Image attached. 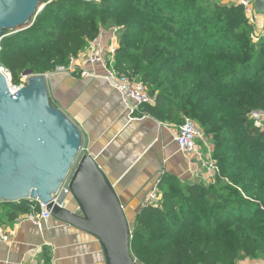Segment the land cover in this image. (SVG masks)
Segmentation results:
<instances>
[{
    "label": "trees",
    "instance_id": "trees-1",
    "mask_svg": "<svg viewBox=\"0 0 264 264\" xmlns=\"http://www.w3.org/2000/svg\"><path fill=\"white\" fill-rule=\"evenodd\" d=\"M41 6L0 40V65L14 84L28 69L43 74L68 65L99 35V23L114 21L124 25L115 66L147 84L155 98L142 112L178 126L191 117L213 144L217 171L210 183L165 174L160 199L138 213L131 240L137 259L264 260V128L251 118L264 112V41H253L244 6L222 0H42ZM0 208L12 223L38 210V202L4 201Z\"/></svg>",
    "mask_w": 264,
    "mask_h": 264
},
{
    "label": "crops",
    "instance_id": "crops-1",
    "mask_svg": "<svg viewBox=\"0 0 264 264\" xmlns=\"http://www.w3.org/2000/svg\"><path fill=\"white\" fill-rule=\"evenodd\" d=\"M240 1L222 0L229 5ZM256 2L252 1L257 15L252 33H259L264 40V12L256 10ZM115 35L107 32L100 40L102 47L113 44ZM116 37L120 48V33ZM80 64L99 76L50 75V98L82 129L83 150L94 157L111 182L130 224L136 221L149 194L155 188L162 192L160 183L165 174L182 182L208 184L213 180L197 156H187L179 149L175 123L161 122L144 112L132 119L122 95L103 77L101 65L83 64L81 59ZM199 144L202 146L201 141ZM202 151L208 160L211 150L202 146ZM65 202L70 209L77 207L71 196ZM26 214L10 223L0 208V226L4 229V234L0 233V264H107L95 235L54 217L41 231ZM243 264H264V260L247 258Z\"/></svg>",
    "mask_w": 264,
    "mask_h": 264
},
{
    "label": "water",
    "instance_id": "water-1",
    "mask_svg": "<svg viewBox=\"0 0 264 264\" xmlns=\"http://www.w3.org/2000/svg\"><path fill=\"white\" fill-rule=\"evenodd\" d=\"M41 1L0 0V40L42 11ZM255 7L264 12V0ZM23 75L26 85L12 94L0 69V203H47L52 217L99 239L107 264H139L124 207L94 157L83 150L82 129L54 105L45 74L28 69ZM67 179L75 209L53 201Z\"/></svg>",
    "mask_w": 264,
    "mask_h": 264
},
{
    "label": "built area",
    "instance_id": "built-area-1",
    "mask_svg": "<svg viewBox=\"0 0 264 264\" xmlns=\"http://www.w3.org/2000/svg\"><path fill=\"white\" fill-rule=\"evenodd\" d=\"M252 1L253 0H241L240 4L244 6L246 13L249 15V23L251 27L254 28L257 25V15L253 10ZM117 30L118 29L114 28V30L111 31V34L113 33L115 35ZM106 34V32H101L99 38H97L95 41H89V45L84 50H82V52H80L77 57H72L68 65H58L52 72L45 73V75L49 77L53 74L74 75L79 73L82 77L99 76L94 71H89L82 68L80 59L82 60L83 64H100L103 69V77L108 80L111 86L122 95L124 102L129 109L130 117L134 119L139 115H143V112L141 110L142 105L153 104L155 102V98L150 93L147 84H145L130 72H120L119 69L115 66L116 54L119 48V39L115 35L113 44L109 45V47L105 49L102 47L100 40ZM252 38L255 43H259L261 41V36L259 35V33L257 34L256 32H253ZM0 69L7 76L12 94H15L20 88L26 85L27 80L25 79L21 81L20 84L13 85L11 82L12 77L10 71L6 68ZM25 78L27 79V77ZM258 112H261V114H259ZM254 113L259 114V116L255 118L256 123L264 128V112L255 111L253 112V114ZM175 141L179 149L185 155L197 156L201 161L203 168L209 171L211 177H214L217 171V165L211 153L213 148L210 144L208 136L200 125H198L190 117H185L184 122L179 126L177 125ZM200 141L202 142L203 147L208 148V150L212 149L209 154L208 160H205L202 146L199 144ZM69 181L70 180L67 179L62 184L59 192L53 197V201L63 207L67 206L65 202L66 198L69 196L72 197V193L69 188ZM160 196L161 192L158 188H155L149 194L145 206L155 200H159ZM36 201L38 202V210L27 213L26 218L36 224L41 231H44L49 220L52 218V214L47 208V203H44L40 200ZM0 233L4 234V229L1 226ZM4 238L7 240L8 236L5 235Z\"/></svg>",
    "mask_w": 264,
    "mask_h": 264
},
{
    "label": "rangeland",
    "instance_id": "rangeland-1",
    "mask_svg": "<svg viewBox=\"0 0 264 264\" xmlns=\"http://www.w3.org/2000/svg\"><path fill=\"white\" fill-rule=\"evenodd\" d=\"M100 1V0H99ZM123 27H124V25H119L118 23H114V21H110V23H107V24H105V23H99V35H100V33L101 32H111L112 30H114V28H116V29H118L117 30V32L115 33L116 35H117V33H118V35H119V33L121 32V30L123 29ZM22 30V29H21ZM13 32H16V31H13ZM12 32V33H13ZM99 35L95 38V39H97L98 37H99ZM95 39H93V40H95ZM93 40H87V44H86V46H85V48L89 45V41H93ZM264 40H261L259 43H262ZM258 44V43H257ZM121 46V45H120ZM84 48V49H85ZM72 58V57H71ZM71 60V59H70ZM57 65H59V64H57ZM56 65V66H57ZM0 68H5V67H3V66H1L0 65ZM50 72H52V71H50ZM11 73V72H10ZM48 73V72H47ZM43 74H45V73H43ZM22 77H21V81H23L24 79L25 80H27L28 81V77H27V79L25 78V76L22 74L21 75ZM11 77H12V75H11ZM12 79V84L14 85V83H13V77L11 78ZM259 116V114H256V113H252V115H251V118H253L255 121H256V117H258ZM191 118V117H190ZM192 120H194L198 125H200L199 124V122L198 121H196L195 119H193V118H191ZM202 128H203V126L202 125H200ZM204 129V128H203ZM204 131H205V129H204ZM205 133H206V131H205ZM209 138V137H208ZM212 150V149H211ZM213 151V150H212ZM212 153V152H211ZM68 198V197H67ZM66 198V199H67ZM135 228H136V221L135 222H132L131 223V233H133L134 231H135ZM134 255V254H133ZM135 256V255H134ZM135 258L137 259V257L135 256ZM247 258H241V259H239L238 260V262H237V264H243V262L246 260ZM137 261H138V263L139 264H143V263H141L138 259H137Z\"/></svg>",
    "mask_w": 264,
    "mask_h": 264
}]
</instances>
